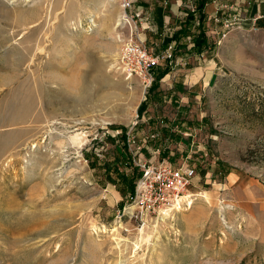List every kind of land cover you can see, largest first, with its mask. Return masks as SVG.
Segmentation results:
<instances>
[{
  "label": "rangeland",
  "instance_id": "obj_1",
  "mask_svg": "<svg viewBox=\"0 0 264 264\" xmlns=\"http://www.w3.org/2000/svg\"><path fill=\"white\" fill-rule=\"evenodd\" d=\"M132 1L0 0V264H264V34L207 15L212 48L167 46L150 91L116 63L131 35L166 51ZM143 161L195 173L141 223Z\"/></svg>",
  "mask_w": 264,
  "mask_h": 264
},
{
  "label": "built area",
  "instance_id": "obj_2",
  "mask_svg": "<svg viewBox=\"0 0 264 264\" xmlns=\"http://www.w3.org/2000/svg\"><path fill=\"white\" fill-rule=\"evenodd\" d=\"M118 2L124 10H127L131 9L133 1L118 0ZM134 16L124 11L122 18L130 22L128 18L133 19ZM214 20L219 21L217 17ZM154 53L131 35L123 42L116 63L127 76L135 75L141 79L145 87H149L154 80L153 68L159 64V60L162 58L169 62L172 58L170 48L160 55ZM127 140L130 141L129 137ZM139 166L142 168V173L136 181L135 195L129 211L131 217L142 223L145 215L159 216L166 212L177 211L184 202L186 188L194 176V169L188 166L174 167L167 162L146 166L143 161Z\"/></svg>",
  "mask_w": 264,
  "mask_h": 264
},
{
  "label": "crops",
  "instance_id": "obj_3",
  "mask_svg": "<svg viewBox=\"0 0 264 264\" xmlns=\"http://www.w3.org/2000/svg\"><path fill=\"white\" fill-rule=\"evenodd\" d=\"M191 1L195 5V0H168L167 2L169 3L164 1L166 3L164 5L159 0V4H155L152 7L146 0L141 2L142 4L140 3L142 8L151 10L148 9L152 15L151 29L154 27V30L159 35L165 34L159 43L158 49L155 50L156 52L159 50L163 51L170 44L174 45L171 35L183 24L185 13L188 9L186 5H189ZM204 12L208 16H218L220 21L217 24L226 26L228 22L230 25L236 24L242 29L254 30L264 34V0H207ZM212 19L210 18L208 22L213 23ZM178 56L183 60L192 57L196 60L200 57L199 54L189 51V49H182L181 52L175 55V57ZM181 83L184 84L183 81Z\"/></svg>",
  "mask_w": 264,
  "mask_h": 264
},
{
  "label": "trees",
  "instance_id": "obj_4",
  "mask_svg": "<svg viewBox=\"0 0 264 264\" xmlns=\"http://www.w3.org/2000/svg\"><path fill=\"white\" fill-rule=\"evenodd\" d=\"M206 2L207 0H195L194 10L186 12L183 24L180 28L172 33L171 40L174 42V55H177L179 50L186 49V37H188L189 35H192V46L190 49L192 52L202 53L206 49L212 48V45L210 44L209 39L206 35L205 23L207 15L204 12V6ZM168 71L169 68L165 67L155 74L154 80L150 86V91H153V89H155L159 85L160 78L164 76V74H166ZM145 106L146 105L143 102L138 109V114H140L145 109ZM129 187L132 193L133 186L130 185Z\"/></svg>",
  "mask_w": 264,
  "mask_h": 264
},
{
  "label": "bare ground",
  "instance_id": "obj_5",
  "mask_svg": "<svg viewBox=\"0 0 264 264\" xmlns=\"http://www.w3.org/2000/svg\"><path fill=\"white\" fill-rule=\"evenodd\" d=\"M123 11V10H122ZM122 17V16H121ZM125 24V23H127L128 24V26H129V28H132L133 27V24H132V22L130 21V22H120V24ZM130 77V76H129Z\"/></svg>",
  "mask_w": 264,
  "mask_h": 264
}]
</instances>
